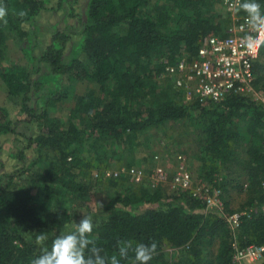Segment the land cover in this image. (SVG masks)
Wrapping results in <instances>:
<instances>
[{"label": "trees", "instance_id": "16d2710c", "mask_svg": "<svg viewBox=\"0 0 264 264\" xmlns=\"http://www.w3.org/2000/svg\"><path fill=\"white\" fill-rule=\"evenodd\" d=\"M65 1L73 7L78 0H57L56 7ZM216 1L88 0L77 53L66 60L70 29H54L42 46L41 32L24 28L50 8L49 0H4L8 14L6 24L0 21V88L36 122L38 132L27 136L24 146L33 147V157L27 162L24 148H19L20 170L0 174V264H31L39 255L35 235L46 232L50 245L54 234L70 230L83 215L99 221L92 235L108 256L116 252L118 239L155 241L157 251L148 264H234L231 228L190 190L168 192L164 184L133 182L124 173L91 177L93 169H103L124 148L139 144L145 129L185 119L198 130L199 177L222 189L226 208L231 182L244 186L245 205L264 202L263 103L236 92L218 102L184 101L162 75L163 58L173 61L182 49L194 54L205 34L227 33ZM257 2L264 10V0ZM21 11L26 15L21 17ZM34 47L40 50L36 53ZM258 64L256 60L253 83L264 93ZM39 70L42 74L31 79ZM51 73L74 80L75 88H53ZM67 99L64 119L52 108ZM15 124L0 106V135L16 132ZM89 148L96 151L94 156L87 155ZM136 162L130 158L123 166ZM86 200L94 205L79 216L76 207ZM240 227L242 243H264L262 213L245 217ZM214 244L215 251L210 249ZM165 246L182 248L185 255L168 259ZM122 264H131V259Z\"/></svg>", "mask_w": 264, "mask_h": 264}, {"label": "built area", "instance_id": "2783aa9c", "mask_svg": "<svg viewBox=\"0 0 264 264\" xmlns=\"http://www.w3.org/2000/svg\"><path fill=\"white\" fill-rule=\"evenodd\" d=\"M230 11L232 23L225 34L210 32L198 41L194 54L180 50L165 63L162 75L180 90L184 101L222 100L227 94L236 92L260 100L264 105V95L254 87V63L260 50L251 51L240 45L241 39L248 33L246 14H238L234 5L236 0H220ZM126 174L133 182L147 179L152 186L170 182L180 190H190L192 194L205 201L206 209L222 216L232 230L230 257L234 264H264V243H242L236 231L245 217L259 210L264 215V202L259 208L254 205L228 210L222 197V189L206 179H194L186 156L181 152L174 154V170L171 175L165 166L158 164L146 175L140 167L121 166L118 168L97 169L95 175L118 176ZM264 189V179L261 181Z\"/></svg>", "mask_w": 264, "mask_h": 264}, {"label": "rangeland", "instance_id": "374dc122", "mask_svg": "<svg viewBox=\"0 0 264 264\" xmlns=\"http://www.w3.org/2000/svg\"><path fill=\"white\" fill-rule=\"evenodd\" d=\"M87 2L88 0H78L73 5V7H71L68 1H65L62 3V6L57 8V0H49L50 8L42 9L37 15V20L33 23H25L24 28H37V30H39L42 35L40 39L42 46H45L47 43H49L50 35L54 29H70L72 33L68 39L69 44L67 46V51L70 52L71 50L78 48L80 41L78 31L81 28V20L85 19L86 17ZM215 6L220 13L218 20L221 22L222 31L227 30L233 20L231 18V13L220 0L216 1ZM13 48L16 49L14 46ZM39 50V47L35 48L36 53ZM19 54L16 52L15 55L19 58H22L20 60H23L25 63V59ZM257 63H259L258 65L260 68H263L264 72V46H262V49L259 53ZM39 71L40 72L31 73V79L36 77L38 78V76H40L43 72L41 70ZM43 77H45V75H43ZM50 81L53 80L50 79ZM62 82L64 83V87L62 88L63 90L72 91L75 88L76 82L74 80L64 78ZM60 84L61 80L57 81L54 85L60 86ZM258 93L264 95L262 91H258ZM33 95L35 94L33 93ZM69 103L70 101L68 99L64 100L57 107L52 108V110L57 116L65 119L69 109ZM0 106L7 110V115L11 116L14 123H16V132H7L0 135V174H2L4 172L19 171L22 167L21 162H19V160L16 158V153L19 148H24L27 162L33 157V147L24 146L27 142L26 137L29 135H35L38 132V127L35 121L28 119L25 114L19 111V104L17 103L16 99L9 97L3 88H0ZM197 132L198 130L194 129V126L185 119L160 123L142 131L138 137L139 144L132 146L131 149L124 148L122 153L115 155L111 162L108 163V166L103 168L121 167L126 161L132 158L133 160H138V162L134 163V166L140 167L142 171L146 173V175L149 174L158 164L165 166L168 173L171 175L174 170V154L176 152H181L187 157L188 166L194 179H201L199 174L202 173L201 164L203 162L197 157L199 154ZM95 153L96 151L94 148H89L87 151V155L89 156H94ZM142 157H145L146 159L142 160ZM107 159V161H109L108 157ZM95 170L96 169H93L91 171L92 178L94 177ZM21 176H24V174ZM240 178L241 181H245L244 176H241ZM234 185V182H231L229 186L230 190L225 196V200L228 202L227 208L229 207L232 209H239L250 206L245 205L247 204V192L244 191V186H242L241 189V187L239 188ZM164 186L168 192L176 190V188L172 186L169 181L164 183ZM101 198L102 196H100V199L97 197V201L101 200ZM93 205L94 200L83 201L78 204L76 211L78 212V215L81 216L82 214L87 213V211ZM255 207L259 208V205H255ZM258 212L259 210H257L255 213ZM242 229L243 228L240 227L236 231V235L240 236ZM210 249L215 251V244L211 245ZM164 251L165 256L168 259H176L177 257H183L185 255V251L182 248H172L165 246Z\"/></svg>", "mask_w": 264, "mask_h": 264}, {"label": "clouds", "instance_id": "9594fccd", "mask_svg": "<svg viewBox=\"0 0 264 264\" xmlns=\"http://www.w3.org/2000/svg\"><path fill=\"white\" fill-rule=\"evenodd\" d=\"M246 14L248 33L241 39L240 45L249 51H257L264 46V10L257 0H236L234 5ZM8 14L7 5L0 0V21L5 24ZM21 17L26 13L21 11ZM102 207V205H101ZM99 224L94 222L92 215H83L74 222L70 230L59 231L49 241L46 232L40 231L35 235V244L39 246V255L31 260V264H122L131 259V264H148L157 251V243H135L118 239L116 252L110 256L103 254L97 244L93 229Z\"/></svg>", "mask_w": 264, "mask_h": 264}, {"label": "crops", "instance_id": "0c3cea01", "mask_svg": "<svg viewBox=\"0 0 264 264\" xmlns=\"http://www.w3.org/2000/svg\"><path fill=\"white\" fill-rule=\"evenodd\" d=\"M79 39H80V34H79ZM68 44H69V40L66 42V46H65V49H64V54H63V57H64V59H66V60H69L71 57H73L77 52H75V49L74 50H71L70 52L69 51H67V46H68ZM64 78H66V76H64V75H57V74H54V73H51L50 74V78L49 79H51V80H53V81H50L51 82V86L53 87V88H55L56 87V85H54L57 81H60L61 80V84H60V89H62L63 87H64V83L62 82V80L64 79ZM60 79V80H59Z\"/></svg>", "mask_w": 264, "mask_h": 264}]
</instances>
